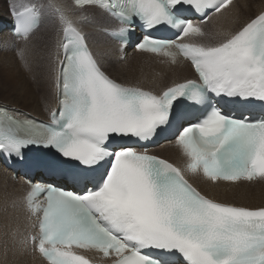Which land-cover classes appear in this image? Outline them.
I'll list each match as a JSON object with an SVG mask.
<instances>
[{"label": "snow or ice", "instance_id": "1", "mask_svg": "<svg viewBox=\"0 0 264 264\" xmlns=\"http://www.w3.org/2000/svg\"><path fill=\"white\" fill-rule=\"evenodd\" d=\"M232 3L71 0L75 9H98L116 19L119 26L109 34L122 43L137 19L146 31L177 30L174 40L146 34L135 47L173 64L182 56L197 79L155 94L107 74L77 22L49 0L64 37L56 82L60 110L50 124L39 125L0 115V152L23 159L29 147L50 149L52 158L37 166L82 186L70 191L34 183L26 197L38 221L32 243L48 264H91L76 250L114 254L113 264H264V208L215 201L185 178L264 180V118L237 115L248 107L245 101L264 102V13L215 43L204 42L209 33L203 25ZM184 6L202 18L185 16ZM43 7L29 2L13 11L17 37L30 38ZM185 37L191 39L182 42ZM184 100L198 116L180 107ZM177 122L183 169L129 143L151 140ZM40 196L43 203L36 202Z\"/></svg>", "mask_w": 264, "mask_h": 264}, {"label": "bare ground", "instance_id": "2", "mask_svg": "<svg viewBox=\"0 0 264 264\" xmlns=\"http://www.w3.org/2000/svg\"><path fill=\"white\" fill-rule=\"evenodd\" d=\"M47 1L49 2V0ZM69 1L53 0L68 14H73L75 10L70 6ZM263 9L264 0H237L229 12L218 18V22L213 25L212 31L220 37H223L224 33L235 32ZM49 10L52 9L49 8ZM83 14L88 16L87 20L84 21L77 17V21L89 35H92V46L96 52L101 54L103 60L107 61L111 67L117 66L111 71V74L118 81L128 85L146 83L155 89L148 83L159 84L162 87L171 78L176 80L183 76L182 73H187L186 70L180 72L157 67L152 61L138 56H128L125 61H119V58L113 56L115 53L113 45L100 44L103 41L99 33V27L101 23L103 24L101 14L95 9L83 10ZM0 17L4 16L0 15ZM49 32L51 30L45 32L47 37L52 36V33ZM36 40L37 38L24 46V61L29 69V73H27L16 58L12 56V52L8 50L11 46L7 45L11 42L8 32L0 35V53L8 55L7 59H0V70L1 75H3L1 84L8 91L16 93L18 96L16 101L5 99L3 102L9 105L10 108L7 109L9 112L20 115L24 120H31L34 117L47 119L45 110L52 105L50 55L54 39L44 43L42 47L36 44ZM109 53L112 56L104 58ZM134 60H138L143 65H150L147 68L150 72L147 78V71H142ZM43 65L44 69L41 68ZM165 153L171 156L170 152L165 151ZM21 192L22 186L10 181L5 168L0 163V264H38L37 261L23 253L17 244V235L23 229V213L19 202ZM212 192L215 197L223 202L254 209L264 208V185L256 188L226 189L225 187H218L216 191Z\"/></svg>", "mask_w": 264, "mask_h": 264}, {"label": "rangeland", "instance_id": "3", "mask_svg": "<svg viewBox=\"0 0 264 264\" xmlns=\"http://www.w3.org/2000/svg\"><path fill=\"white\" fill-rule=\"evenodd\" d=\"M41 2H42V4L45 3L44 4L45 5L44 8H46L47 7L46 5L48 4V1L47 0H41ZM4 3H5V0H0V15L6 16V13H5L6 10H5V4ZM47 10H49L48 7H47ZM52 36L51 37H49V36L47 37V35H45V34L44 35H41V36L37 37L36 44L39 47H42L44 43H48V42H50L51 39H53ZM38 46H37V48H38ZM6 57H8V55L6 53H0V59H2V58L3 59H7ZM8 60L10 61V59H8ZM41 68L44 69V65L41 66ZM1 73L2 72L0 70V104H6V105H8L7 103H4L3 102V101H5V99H8L7 101H14V100L16 101L18 99V96H17L16 93H12V92L8 91V89H6L5 87H3V85L1 84V82L3 81L2 80L3 79V75H1ZM1 99H3V100L1 101ZM21 104H23V103H21Z\"/></svg>", "mask_w": 264, "mask_h": 264}]
</instances>
